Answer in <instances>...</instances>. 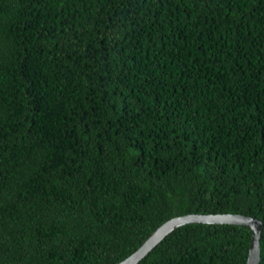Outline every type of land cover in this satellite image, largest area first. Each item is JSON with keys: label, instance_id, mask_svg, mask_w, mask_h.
<instances>
[{"label": "trees", "instance_id": "trees-1", "mask_svg": "<svg viewBox=\"0 0 264 264\" xmlns=\"http://www.w3.org/2000/svg\"><path fill=\"white\" fill-rule=\"evenodd\" d=\"M262 222L264 0H0V264H117L167 219ZM176 227L136 264H245Z\"/></svg>", "mask_w": 264, "mask_h": 264}, {"label": "water", "instance_id": "water-1", "mask_svg": "<svg viewBox=\"0 0 264 264\" xmlns=\"http://www.w3.org/2000/svg\"><path fill=\"white\" fill-rule=\"evenodd\" d=\"M187 223H228L244 225L251 229L252 235L248 256L245 264H258L260 260V234L262 230V222L259 218L240 214V213H188L183 215L173 216L156 229H154L148 237L123 260L117 264H136L138 263L150 250L153 249L162 239H164L176 227Z\"/></svg>", "mask_w": 264, "mask_h": 264}]
</instances>
